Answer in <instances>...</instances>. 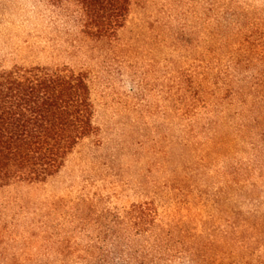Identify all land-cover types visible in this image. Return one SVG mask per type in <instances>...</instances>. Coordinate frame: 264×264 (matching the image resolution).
Masks as SVG:
<instances>
[{
  "label": "rangeland",
  "instance_id": "1",
  "mask_svg": "<svg viewBox=\"0 0 264 264\" xmlns=\"http://www.w3.org/2000/svg\"><path fill=\"white\" fill-rule=\"evenodd\" d=\"M235 1L256 23L242 32L224 27V0H132L99 39L73 1L0 0V71L84 73L96 127L45 183L0 187V264H101L143 236L132 213L144 205L157 231L237 261L241 215L264 224V143L241 134L247 106L224 83L264 72V0ZM253 252L264 261V243Z\"/></svg>",
  "mask_w": 264,
  "mask_h": 264
},
{
  "label": "trees",
  "instance_id": "2",
  "mask_svg": "<svg viewBox=\"0 0 264 264\" xmlns=\"http://www.w3.org/2000/svg\"><path fill=\"white\" fill-rule=\"evenodd\" d=\"M50 1H73L80 6L85 15L83 32L99 39L114 37L126 24L132 6V0ZM220 8L225 13L223 25L227 29L242 32L246 26L256 24L250 18L252 11L240 1L224 0ZM249 40L250 37L242 39ZM251 82L244 89L231 88L229 83L224 85L231 95L243 96V106H247V113H240L237 125L241 134L247 137L245 134L249 133L264 143V125L260 122L264 118V72L255 83ZM200 101L199 96L194 97L195 106ZM220 105H224L222 101ZM248 111L259 112L252 118ZM93 118L94 106L84 73L65 67H15L0 71V187L45 183L57 175L79 142L95 133ZM252 184L256 186L255 182ZM135 213L139 215L136 230L143 236L130 239L118 253L100 259L99 263L170 264L176 250L189 253L190 264H264L254 260L253 252L258 242L264 243L260 216L253 221L240 214L237 246L240 253L235 262L231 253L208 255L204 251L208 245L185 238L174 239L171 229L157 231L156 211L148 205L133 210L132 215L137 217ZM259 226H262L260 230Z\"/></svg>",
  "mask_w": 264,
  "mask_h": 264
}]
</instances>
